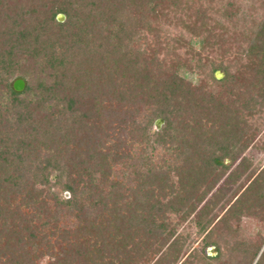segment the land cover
Returning a JSON list of instances; mask_svg holds the SVG:
<instances>
[{"label":"trees","instance_id":"16d2710c","mask_svg":"<svg viewBox=\"0 0 264 264\" xmlns=\"http://www.w3.org/2000/svg\"><path fill=\"white\" fill-rule=\"evenodd\" d=\"M205 2L206 7L193 0H0V264H38L45 257V264H116L111 254L102 253L105 247L131 253L139 232H144L143 243L151 244V237L167 242L163 264H264L261 230L254 238L232 237L255 204L264 212V168L216 220L208 207L219 191L196 212L202 245H187L166 221L170 210L193 212L228 168L224 159H238L246 147L242 123L264 104L259 101L264 96V0L249 1L256 14L252 27L239 32L241 42L235 33L216 29L208 12L214 0ZM170 5L192 9L186 26L196 39L188 42L209 49L205 56L196 52L195 67L210 69L206 93L188 101L189 114L199 119L197 127H190L194 137L188 142L179 139L189 128L178 112L183 80L161 68L140 43L152 28L150 20L169 15ZM217 44L223 46L218 64L213 57ZM234 62L238 71L231 70ZM216 70L224 72L221 79L215 78ZM241 75L248 99H223ZM17 78L24 82L19 91L11 87ZM137 93L150 102L142 114L128 105ZM158 117L163 125L150 132ZM137 136L154 151L162 147L174 157L185 156L172 157L164 169L144 161L136 175L151 177L159 187L168 183L170 170L185 167L189 174H179L177 189L166 197L149 186L120 204L122 187L107 181L105 171L132 158L125 149ZM243 161L229 179L239 176ZM61 176L67 179L60 191L69 197L53 189ZM36 183L42 196L34 190ZM30 207L35 210L27 212ZM62 214L96 223V237L83 235L78 244L63 246L69 233L58 225ZM207 246H214L215 255L207 254Z\"/></svg>","mask_w":264,"mask_h":264},{"label":"rangeland","instance_id":"374dc122","mask_svg":"<svg viewBox=\"0 0 264 264\" xmlns=\"http://www.w3.org/2000/svg\"><path fill=\"white\" fill-rule=\"evenodd\" d=\"M249 1L250 0H214L213 8H210L208 12L214 21H217L216 29H225V32L229 35L231 33H235L236 39L241 42L239 32L244 34L252 27V19L256 14L255 10H253L254 6ZM193 2L196 4L200 3L205 7L208 5L205 0H193ZM229 2H232L229 4V6L231 5L230 7H233V12L231 13L230 17H227L224 15V11L227 10V7L229 8V6H227ZM196 4H192V6ZM170 9L172 11H168L169 15H160L156 20H150V26H152V28H150L151 30L148 32H145L146 37L144 39L141 38L140 43L141 47L144 48L148 54H154V59L160 63L161 68L165 66L167 71H176L183 80L182 87L185 89L183 93L184 98L181 104L182 109H180L178 112L180 113L181 118L184 119V122L189 124V128L183 130V135L179 139H183V141H190V138L194 137L191 128L197 127L199 125V122L197 121L199 119L197 117L198 115L189 114L190 108L188 107V103L192 102L191 99L193 98L201 97L202 92L206 93V84L208 83V80H206V75L208 69H210V66L208 65L202 66L200 68L201 70L195 67L198 63L196 60V56H198L196 52H199L201 56H205L208 54L209 49L206 48L205 50H202L200 43L196 44L195 42H188L191 38L193 40L196 39L194 33L189 31L186 26V22L189 24L188 15L192 13V9H184L181 7L176 9L171 7ZM154 25H158V29ZM218 45L219 44L214 46L213 54V57H215L214 63L216 64L221 62L222 58L220 56L222 55L220 54L223 51V46L221 44L220 46ZM232 47L234 50L235 46L233 45ZM153 63H150V65L148 64L151 71L154 67ZM234 63L235 65L234 68L231 69L232 71L238 69V62ZM216 71H220L219 78L215 76ZM216 71H214L215 78L221 79L224 76V72L221 70ZM246 82V78L243 79L242 75L238 76L237 81L232 83L231 88L227 87L225 93L226 95L224 94L223 99H236L237 95V99H241V96L243 95L244 98L248 99V93H245L244 91V88H246ZM249 94H251L250 91ZM259 101L264 103V96H262ZM121 104L127 105V102H122ZM149 104V99L145 98L142 93H137V95L134 97V101L131 104L128 103V105H132L134 108H137L136 112L139 113L140 111L141 114ZM257 107L254 108V113L247 116L243 121L242 127L244 126V129H241L242 134L239 132L242 135V141H246V147L242 150L238 156V159L234 163H231L229 158L224 159V163L228 165V168L219 177L215 186H213L205 194V197L200 202H198L196 209L193 212L187 214L183 211H181L182 213H174L172 210L166 213V221L168 223L169 230L174 229V233L181 234L186 239V244L191 247H198L202 245V234H199L197 231L199 226L197 224L196 212L199 209H202L208 200H212L213 194L215 192L219 191L221 194L218 195L216 201L208 207L210 215H214L216 220L234 200V197L244 190V188L255 177V175L264 168V104L260 108ZM157 119H161L159 122V127H156L155 125V121ZM163 123L164 121L162 118H155L152 122L150 132L160 129ZM148 145L150 144L142 141L140 137H135L134 142L130 144L128 149H125L127 154L131 155L132 158H123L121 162H118V164H113L105 171V173H107V181L111 183L114 182L113 184L116 186L118 185L119 187H122L123 192L120 204H125L127 201L135 198L139 193L138 189L142 191L144 190L143 187L148 188L149 186L153 189L156 196L159 192V197H166V194L168 196V193L171 192L172 189H177V186L179 185L177 184V180L179 181V178L177 177L179 174L182 176L189 174L188 169L185 167H181L182 170L181 168L178 170H170V178L168 183L159 187L156 185V183L151 182V177L146 179V177L140 175V173L136 175L135 168L139 167L140 163L143 165L144 161H149L150 166L152 165V167H161L164 169L165 167H169L171 161L173 160L172 157L175 158L176 161H179L182 156H185L179 155L178 157H174L172 152H165L162 147H157L154 151L150 149ZM143 150L147 151L145 154L147 159L145 157L142 159ZM192 156L195 158V155ZM133 158L134 160L130 163ZM242 158H244V164H242L244 166L242 167L239 176H234L233 179H229L227 175L231 173L235 165ZM139 169L142 173L141 166ZM55 175L56 172H52L50 174V178L53 182L55 181ZM74 176L75 175H71V177ZM60 179L61 181L57 180L56 186L53 189L58 193L62 192L65 197H69L68 191H60L61 182L65 181L67 178L61 176ZM33 187L35 192L40 193V196H42L41 186L36 183ZM202 189H204L203 186ZM151 199L152 197H150L148 201ZM33 205L34 204H31V206ZM145 205L146 203L144 202V206ZM255 206L256 207L253 208L254 210H250L249 215L242 216L240 218L239 229L237 232L233 233L232 237L254 238L257 230H261L262 234H264V212L261 210L262 207H260V203L258 205L255 204ZM31 210L33 211L35 209L30 207L27 212H30ZM85 218L86 217L84 216L75 217L74 215H67L66 217V215L62 214L60 220L58 221V225L64 227L68 231L67 234L69 233L67 240H61V244L63 246L69 248V245L78 244V242L81 241L83 235L96 237L97 229L94 227L96 223H86ZM235 224L236 223L233 221L231 222V225ZM100 229L102 230L103 228L101 227ZM109 229H111V227H109ZM143 235L144 232H139L138 235L134 237L136 242L138 241L139 244L138 247H134L131 253H128L129 255L122 248L117 250L118 248L110 249L109 247H105L102 253L109 255L111 254L116 264H163V261L166 258L163 257L162 254L167 249V242L163 243L161 240L154 242V237H151L148 240V242L151 241V244L143 243L145 240ZM91 243L93 244L92 241L89 242V244ZM206 252L208 255H215L216 253L214 246H207ZM108 258L106 257L105 260L108 261ZM157 259L159 260L157 261ZM46 260L47 258L45 257L38 264H45Z\"/></svg>","mask_w":264,"mask_h":264},{"label":"water","instance_id":"95a60500","mask_svg":"<svg viewBox=\"0 0 264 264\" xmlns=\"http://www.w3.org/2000/svg\"><path fill=\"white\" fill-rule=\"evenodd\" d=\"M215 76H216L217 78H219V77H220V71H216V72H215ZM11 87H13L14 90L19 91V90H21V89L24 87V82H23V80H22L21 78H17V79H15V80L12 82V86H11ZM160 120H161V119H157V120L155 121V125H156V127H159V122H160Z\"/></svg>","mask_w":264,"mask_h":264}]
</instances>
